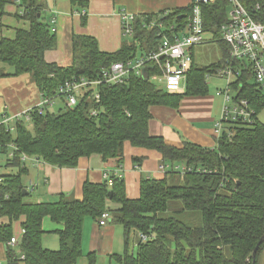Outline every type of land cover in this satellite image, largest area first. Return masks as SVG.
<instances>
[{
	"label": "trees",
	"instance_id": "obj_1",
	"mask_svg": "<svg viewBox=\"0 0 264 264\" xmlns=\"http://www.w3.org/2000/svg\"><path fill=\"white\" fill-rule=\"evenodd\" d=\"M16 1L0 0V18L5 6ZM69 2L71 6H87L86 0ZM239 2L254 19L264 21V0ZM18 6L23 8L22 18L29 25L28 29H17L14 38H0V78L28 74L44 100L53 98L66 81L95 80L113 62H126L155 50L162 34L170 32L169 26H174L173 32L186 27L192 0L186 7L168 13L137 15L133 35L114 52L102 51L94 36L72 35L68 66L44 58L45 51L57 44L53 24L44 16L45 0H19ZM229 10L230 0H214L201 6L204 31L219 44L221 59L203 66L192 60L183 94L168 93L146 76L132 72L122 83L98 84L83 90L73 107L65 103L53 112L44 104L0 121V166L16 167L15 172L0 173V242L6 246L7 264H75L82 254L84 220L98 221L107 210V200L121 205L110 218L123 229V252L111 255L119 264H252V251L264 235V124L257 116L264 110V93L253 81L250 68L243 70L232 87L235 99L248 100L255 110L251 124H224L214 147L189 140L176 146L149 132L151 106L178 108L184 96L208 94L206 75H215L228 55L220 26L228 19ZM152 21L166 29L149 27ZM157 72L148 70L147 75ZM125 143L155 150L164 162H184L212 172L186 173L181 178L184 184H169L170 178L179 175L175 171L166 172L162 178L142 177L136 198H129L124 179L111 173L109 180L100 183L85 181L81 198L61 193L55 202L26 200L29 193L24 194L27 187L22 177L28 173V166L20 160L21 153L67 168L77 166L80 158L97 154L106 165L120 168ZM171 200H179L183 210L199 211L201 226L161 217L160 212ZM22 217L23 233L12 247L8 244L12 224ZM45 217L62 225L55 231L57 249L41 244ZM140 232L153 234L154 239H138L135 249H129L130 235ZM263 251L264 239L256 251V264ZM87 259L88 264H94L95 253L89 252Z\"/></svg>",
	"mask_w": 264,
	"mask_h": 264
},
{
	"label": "crops",
	"instance_id": "obj_2",
	"mask_svg": "<svg viewBox=\"0 0 264 264\" xmlns=\"http://www.w3.org/2000/svg\"><path fill=\"white\" fill-rule=\"evenodd\" d=\"M86 1L87 6L80 7V5L71 6L69 0H45L44 16L50 24H53L52 28H54L57 38L56 47L44 53L47 62H54L61 66L71 64L72 35L74 34L94 36L102 51H116L122 42L129 38L124 36L121 31L119 21L121 11L136 16L168 13L174 9L186 7L191 0ZM18 3H10L5 6V13L0 18V38H14L17 29H28V21L22 18L24 10L18 6ZM83 16L84 25L82 24ZM192 60L196 62L195 47L192 48ZM213 98L212 94L184 96L178 108L163 105L151 106L152 119L149 122V132L152 135L163 136L166 142L176 146H180L182 140H189L201 146L214 147L217 138L213 129L220 116L221 108L213 111ZM42 100L39 89L30 80L28 74L0 78V121L9 117H16L32 107L39 106ZM64 105V97L59 96L53 98L52 106H48L47 109L54 112ZM136 153L140 155L138 156ZM163 162L159 152L125 143L123 162L120 170L117 171V175L125 181L127 196L129 198L138 197L139 181L142 177H164L165 173L160 170V165ZM182 164L184 163H175V165ZM26 165L28 166L26 177H28L29 185L25 186L27 187V194L35 196V202H55L61 193L74 198H81L82 186L85 181L100 183L108 180L114 169V167L103 163L97 154L80 158L77 166L71 168L57 167L42 160H39L37 164L26 163ZM1 167H5L7 172L16 171V167L10 165H2ZM180 177L182 178V175ZM120 207L119 203L111 200L106 202V208L111 217L112 212L120 209ZM22 221L23 217L13 222V224H19L18 232L12 234L18 241L21 236ZM42 227L45 231L41 236L42 246L57 249L59 241L54 243L46 236H57L55 231L62 228V225L51 221L49 217H45L42 221ZM116 231L119 229L117 224L113 222L108 221L105 225L100 226L98 221L86 218L83 224V241H87L89 252L99 250L109 253L110 262L113 259L111 255L114 254L112 244ZM0 264H7L6 246L2 242H0ZM259 264H264V251L260 255Z\"/></svg>",
	"mask_w": 264,
	"mask_h": 264
},
{
	"label": "built area",
	"instance_id": "obj_3",
	"mask_svg": "<svg viewBox=\"0 0 264 264\" xmlns=\"http://www.w3.org/2000/svg\"><path fill=\"white\" fill-rule=\"evenodd\" d=\"M16 2H19V0ZM212 2L214 0H192L191 13L187 17L186 27L183 31L173 32L174 26H169L168 30L170 32L162 34L160 43L155 50L126 62H113L109 67L103 68L100 76L95 80L89 81L81 78L80 80L66 81L58 88L53 98L62 96L66 105L73 107L78 102L77 95L83 90L93 88L98 84L122 83L128 79L129 74L132 72L136 75L146 76L150 81L158 83L156 85L159 89L168 93H184L187 74L192 65V48L207 41L206 32L203 28L201 6ZM257 8L259 7L257 6ZM135 18L136 15L126 11L119 13L120 27L124 36L131 37L133 35ZM148 26H159L163 31L166 29L161 23L155 21H152ZM52 29L54 30V28ZM220 38L229 47V51L215 73L226 82L223 88H219L215 92L222 97L221 113L213 129L216 138L220 136L224 124L229 121H241L247 124H251L253 121L252 116L255 114V110L250 107L248 100L235 99L236 90L233 89L232 85L242 76L243 70L249 67L253 81L264 93V21L254 19L239 0H230L228 19L220 26ZM153 69L158 72L151 76L147 75V71ZM209 77L210 75L207 74L206 80ZM94 97L96 100L99 99L97 93L94 94ZM53 98L42 100L39 106L44 104L52 106ZM24 114L25 112L20 115ZM24 118L26 121L29 120L26 115ZM11 156L12 151L9 153V157ZM20 160L25 163L27 160L31 163H39L38 158L23 153L20 154ZM119 170L120 168L116 167L112 173H117ZM160 170L163 173L175 171L182 176L192 171L197 173L212 172L200 166L193 167L185 163L175 165L171 162H163L160 165ZM110 218V213L105 210L99 217L98 224L103 226L110 221ZM22 233L23 230L21 229ZM138 236L143 242L154 239L153 234L140 232ZM17 242L18 239L13 235L8 244L14 246Z\"/></svg>",
	"mask_w": 264,
	"mask_h": 264
},
{
	"label": "rangeland",
	"instance_id": "obj_4",
	"mask_svg": "<svg viewBox=\"0 0 264 264\" xmlns=\"http://www.w3.org/2000/svg\"><path fill=\"white\" fill-rule=\"evenodd\" d=\"M205 35L207 37V41L194 46L196 63L199 66L210 64L221 58V49L219 44L211 40V35L207 33ZM207 83H208V94L210 95L212 94L214 96L213 111L214 109L220 110V108L222 107V97L217 95L215 92L217 89L223 88L226 82L223 78L219 77L218 75H210V77L207 79ZM58 110L59 109L55 110L54 112H57ZM257 116L258 119L264 124V110L261 111ZM136 154L138 156L140 155L139 153ZM26 163L29 164L31 162L27 160ZM6 172H7L6 168L0 166V173H6ZM27 179L28 177L26 176L22 177V181L26 186L29 185ZM169 184H184V181L181 179L180 176H174L173 178L169 179ZM34 198H35L34 195L26 196L27 201H34ZM160 216L175 217L191 227H199L201 226L202 223L200 212L183 210L182 204L179 200L169 201L166 210L160 212ZM117 226L119 231H116L114 233L112 248L114 250L113 251L114 254H121L124 249V242L122 235L123 229L119 224H117ZM12 228H13V232L17 233L19 230V224L18 223L12 224ZM46 237H48L50 241L53 240L54 243L58 241L57 240L58 237L55 235H47ZM138 239H139L138 233L130 235L129 249L131 250L134 249V244L135 242L138 241ZM88 252L89 251H88L87 241H83V236H82V254L75 264H88V259H87ZM94 253H95L94 264H119L115 259H112L109 262V258H108L109 253L107 252H101L99 250H96Z\"/></svg>",
	"mask_w": 264,
	"mask_h": 264
},
{
	"label": "water",
	"instance_id": "obj_5",
	"mask_svg": "<svg viewBox=\"0 0 264 264\" xmlns=\"http://www.w3.org/2000/svg\"><path fill=\"white\" fill-rule=\"evenodd\" d=\"M143 70H145V69H143ZM24 190H25V189H24ZM24 194H27V191H26V190L24 191ZM111 194H112V191H109V192H108V196L110 197ZM263 239H264V235H262V236L260 237V239L258 240L257 244L255 245V247H254V249H253V251H252V254H251V257H252V264H256V251H257V248H258L259 244L263 241Z\"/></svg>",
	"mask_w": 264,
	"mask_h": 264
}]
</instances>
